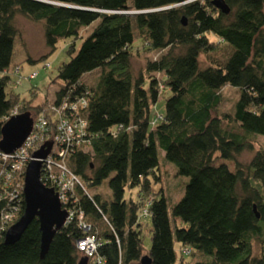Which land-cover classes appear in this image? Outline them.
Returning <instances> with one entry per match:
<instances>
[{"label":"trees","instance_id":"trees-1","mask_svg":"<svg viewBox=\"0 0 264 264\" xmlns=\"http://www.w3.org/2000/svg\"><path fill=\"white\" fill-rule=\"evenodd\" d=\"M212 1L0 0V129L14 113L29 111L33 120L42 115L50 131L63 100L86 94L91 131L87 150L74 149L65 160L80 178L73 205L89 230L70 220L41 257L34 218L19 240L6 244V230L24 210L21 194L13 221L0 224V264H78L85 255L76 243L86 235L98 242L99 264H140L143 255L151 264H175L174 242L199 257L194 264H264V152L247 164L236 160L252 149L251 137H264V0H224L228 14ZM17 15L42 26L49 53L59 40L72 38L69 60L57 68L58 90L43 104L6 91ZM136 37L141 48L160 52L138 75L131 67ZM222 45L227 55L213 59ZM94 71L95 83L82 80ZM226 86L238 97L231 112L220 115ZM166 92L164 112L152 118ZM161 151L177 175L188 178L171 217L162 190H152L160 182ZM217 159L233 161L234 170L216 165ZM104 180L106 194L99 192ZM146 217L149 248L142 237Z\"/></svg>","mask_w":264,"mask_h":264},{"label":"rangeland","instance_id":"rangeland-1","mask_svg":"<svg viewBox=\"0 0 264 264\" xmlns=\"http://www.w3.org/2000/svg\"><path fill=\"white\" fill-rule=\"evenodd\" d=\"M14 23L18 28V35L14 41V53L12 56V62L9 68L10 82L6 87V91L12 90L18 93L21 98L26 100H32L33 105L43 104L44 102L51 101L54 97L55 92L58 90L59 81L56 80L57 68L63 62L69 60L67 50L69 49L71 39H61L56 45V49L49 53L48 48L44 42L43 28L38 23H33L27 20L25 17L17 15L14 19ZM94 25L84 28L81 30L82 36L87 35ZM212 40V38H210ZM75 41V48L78 50L81 44V39L78 38ZM140 44L139 39L136 37L133 42L134 52L131 57V67L135 75L144 72V67L147 61L154 60L160 54L159 51H149L138 46ZM228 53V47L225 45L220 48L211 57L213 59L220 60L224 58ZM31 58L33 61H28ZM201 58L202 66H206L207 62ZM20 66V74L17 77L20 79L19 83H16L13 74L14 67ZM11 72V73H10ZM36 72V76L28 80L26 77ZM98 77V71H94L85 74L82 80L87 83H95ZM158 77V75H157ZM18 80V79H16ZM222 103L219 106L217 113L222 115L226 112H231L234 102L238 97V90L229 86L224 87L221 90ZM169 93L166 92L164 96L160 97L156 103V107L153 106L151 110V117L153 118L156 114H162L164 112V100ZM15 112L17 109H14ZM252 143V149L243 151L237 156V161L240 164H247L253 154L257 151L264 152V137L253 136L250 138ZM215 164H225L229 170L233 171L235 163L229 160L217 159ZM159 176L160 182L153 184V192L162 190L164 196L168 200V213L171 217V206L181 199L184 194L185 185L188 182V178L177 175L175 166L172 163L165 161L164 153L161 151L159 155ZM99 192L106 194L109 193L107 180H104L99 187ZM135 197L136 189L130 192ZM126 196L128 193L126 191ZM142 237L144 240V246L150 247V235H151V220L149 218L142 219ZM188 249V248H187ZM174 250L176 254L175 264H194L195 260L199 257L194 255H188L185 250L180 246L178 242H174ZM195 251L193 252V254ZM253 253H259V246L254 243ZM86 257V256H85ZM181 259L183 261H181Z\"/></svg>","mask_w":264,"mask_h":264},{"label":"built area","instance_id":"built-area-1","mask_svg":"<svg viewBox=\"0 0 264 264\" xmlns=\"http://www.w3.org/2000/svg\"><path fill=\"white\" fill-rule=\"evenodd\" d=\"M12 74L17 77L19 67H15ZM35 76L36 72H33L26 78L32 79ZM16 79V82L20 81L18 77ZM87 105L86 94L63 100L55 110L59 121L54 129L49 131L46 119L41 115L33 120L32 129L20 147L11 153L0 150V202L7 199L4 207L2 205L0 208V224L4 226L13 221L19 209L18 204L21 194L23 195L24 171L27 163L33 159V153L46 142H51L48 155L40 159V180L44 186L53 188L56 192L62 208L67 212L65 224L76 220L83 230H89L90 226L84 223L81 210L73 205L76 187L82 188L80 178L65 162L72 150H87L91 134L84 116ZM76 245L92 263H101L96 256L98 242L93 235H86Z\"/></svg>","mask_w":264,"mask_h":264},{"label":"water","instance_id":"water-1","mask_svg":"<svg viewBox=\"0 0 264 264\" xmlns=\"http://www.w3.org/2000/svg\"><path fill=\"white\" fill-rule=\"evenodd\" d=\"M212 3L222 13H229V7L224 0H213ZM182 22L185 24L184 19ZM32 124L33 119L29 111L11 115L0 129V150L4 153H11L20 147L29 135ZM50 148L51 142H46L33 153V159L27 163L23 179L24 210L17 221L8 227L4 235L6 244L16 242L30 222L37 218L41 232V257L45 255L55 233L64 226L67 219V212L62 208L54 189L44 186L40 180V159L48 155ZM256 216L259 217L257 213ZM78 264H88V258L82 257ZM140 264H151L149 256L143 255L140 258Z\"/></svg>","mask_w":264,"mask_h":264}]
</instances>
